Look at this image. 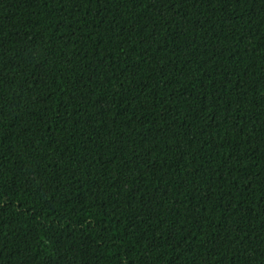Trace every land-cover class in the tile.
Returning <instances> with one entry per match:
<instances>
[{
    "label": "trees",
    "instance_id": "trees-1",
    "mask_svg": "<svg viewBox=\"0 0 264 264\" xmlns=\"http://www.w3.org/2000/svg\"><path fill=\"white\" fill-rule=\"evenodd\" d=\"M0 264H264V0H0Z\"/></svg>",
    "mask_w": 264,
    "mask_h": 264
}]
</instances>
